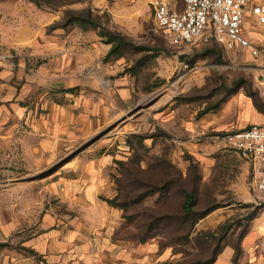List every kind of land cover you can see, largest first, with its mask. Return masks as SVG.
I'll return each instance as SVG.
<instances>
[{
	"label": "rangeland",
	"instance_id": "rangeland-1",
	"mask_svg": "<svg viewBox=\"0 0 264 264\" xmlns=\"http://www.w3.org/2000/svg\"><path fill=\"white\" fill-rule=\"evenodd\" d=\"M88 1L41 0L44 10L53 11ZM98 14L101 28L117 31L135 46L126 48L119 59L128 97L122 99L116 91L107 94L106 119L99 118L93 133L76 142L70 149L74 153L53 159H13L11 174H0V205L6 182L15 212L31 217L21 222L25 233L17 232L0 244L4 245L0 252L35 257L22 245L39 233L41 218L53 217L56 225H63L87 213L57 186L62 181L86 180L81 173L65 170L108 142L113 162L107 176L113 192L100 193L101 207L94 211L103 215L113 207L104 203L106 199L115 200L113 208L122 216L118 222L122 238L156 244L165 264H208L224 246H240L263 211L264 200L250 187V171L224 141L218 148L199 149L200 163L197 152L182 145L188 139L180 130L185 122L199 119L209 109L218 107V112L239 95L264 108V25L251 28V38L262 52L252 57L245 51L227 52L215 43L169 45L154 30L150 5L127 29L113 24L108 14ZM101 28L92 32L99 36ZM170 114L172 122L165 123ZM186 192L195 196L197 216L190 220L182 209ZM203 213L209 214L198 220Z\"/></svg>",
	"mask_w": 264,
	"mask_h": 264
},
{
	"label": "crops",
	"instance_id": "crops-1",
	"mask_svg": "<svg viewBox=\"0 0 264 264\" xmlns=\"http://www.w3.org/2000/svg\"><path fill=\"white\" fill-rule=\"evenodd\" d=\"M152 2L89 0L80 5L71 2L53 11L28 0H0V51L7 56H0V174H11L13 159H53L74 153L70 149L76 142L93 133L99 118L106 119L110 110L103 104L107 94L116 91L120 98L128 97L120 58L106 61L111 46L78 24L54 28L64 21L66 12L91 8L108 14L113 24L127 29L138 21L147 5L153 13ZM252 22L247 27L251 40ZM171 114L165 123L172 122ZM250 125L264 126V109L239 95L218 112L185 122L180 132L188 140L181 143L195 152L218 148L225 135ZM110 148V143H103L85 156L88 159H73L65 172L81 173L86 180L62 181L57 186L87 213L63 225H56L53 217L41 218L39 233L22 245L36 256L4 250L0 252V264H165L166 257L159 254L156 244L122 238L118 230L122 216L115 208L105 207L108 211L103 215L94 211L100 206L99 194L110 196L113 192L107 176L113 162ZM194 154L200 162L202 155ZM243 166L251 173V189L264 200V193L256 188L252 166L245 161ZM3 189L0 244L8 243L17 232L25 233L21 222L31 220L15 212L11 194L5 192L6 182ZM261 205L263 211L243 238L236 264H264V201ZM235 254V248L228 245L213 264H235Z\"/></svg>",
	"mask_w": 264,
	"mask_h": 264
},
{
	"label": "built area",
	"instance_id": "built-area-1",
	"mask_svg": "<svg viewBox=\"0 0 264 264\" xmlns=\"http://www.w3.org/2000/svg\"><path fill=\"white\" fill-rule=\"evenodd\" d=\"M152 8L155 32L173 47L215 43L227 52L262 54L247 35L250 20L264 25L260 0H153ZM0 56L7 57L1 51ZM222 140L252 166L256 188L264 193V126L250 125Z\"/></svg>",
	"mask_w": 264,
	"mask_h": 264
},
{
	"label": "trees",
	"instance_id": "trees-1",
	"mask_svg": "<svg viewBox=\"0 0 264 264\" xmlns=\"http://www.w3.org/2000/svg\"><path fill=\"white\" fill-rule=\"evenodd\" d=\"M29 2L34 3L37 5L39 8H43V4L41 0H28ZM99 12L93 11L91 8H87L83 10L82 12H75V11H68L66 12L64 21L56 26L54 28H66L68 26H72L75 24H78L82 27L84 30H94L97 31L99 28H101L99 21L102 19L101 16L98 14ZM106 16V13L104 14ZM102 31L99 33V37L103 40V43L106 45L111 46V50L106 58V61L116 58H121L123 56V51L128 48V47H135L134 44L129 42L123 35L118 33L115 30H110L106 28H101ZM217 45V44H216ZM254 102V101H253ZM255 106L259 108L260 110H263L264 108L261 106H258L256 102H254ZM218 110V107L215 109H209L204 111L203 115L211 112H215ZM202 115V116H203ZM110 206L116 207V201L115 200H107L106 201ZM194 206H195V196L194 193L192 192H186L185 193V199L183 203V213L186 219L190 220L192 217L197 214L194 212ZM209 213H203L202 215L198 216V220L204 219ZM228 230L226 231V233ZM224 239H220V244ZM4 246V245H0ZM225 248V246L221 249H219L216 252L215 257L212 259V261L208 264H213L219 254L222 252V250ZM236 254H235V259L234 262L235 264L237 263V260L241 256V248L240 246L234 247Z\"/></svg>",
	"mask_w": 264,
	"mask_h": 264
}]
</instances>
